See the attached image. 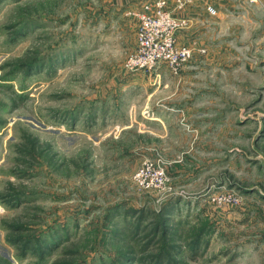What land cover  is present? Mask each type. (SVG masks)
Instances as JSON below:
<instances>
[{"label":"rangeland","instance_id":"374dc122","mask_svg":"<svg viewBox=\"0 0 264 264\" xmlns=\"http://www.w3.org/2000/svg\"><path fill=\"white\" fill-rule=\"evenodd\" d=\"M111 1H0V263L264 264V44L133 71L139 9ZM53 233L44 257L14 243Z\"/></svg>","mask_w":264,"mask_h":264},{"label":"crops","instance_id":"0c3cea01","mask_svg":"<svg viewBox=\"0 0 264 264\" xmlns=\"http://www.w3.org/2000/svg\"><path fill=\"white\" fill-rule=\"evenodd\" d=\"M144 1L148 0H115L110 3L116 10L130 12L140 9ZM170 1L174 3V0ZM209 6L217 12L211 13ZM179 15L190 20L188 29L179 33V41L195 47L194 59L187 72L189 75L200 67L196 64L202 58L208 60L217 54L223 59L227 55L235 58L247 53L249 48L259 50L258 46L264 44V0H192L187 10ZM201 48L207 52L202 53ZM187 107L195 109V101L188 102ZM176 202L173 199L166 204L175 207L178 206Z\"/></svg>","mask_w":264,"mask_h":264},{"label":"built area","instance_id":"2783aa9c","mask_svg":"<svg viewBox=\"0 0 264 264\" xmlns=\"http://www.w3.org/2000/svg\"><path fill=\"white\" fill-rule=\"evenodd\" d=\"M191 3L192 0H174L171 7L183 11ZM171 7L168 0H148L135 12L139 21L138 44L129 62L131 70L151 71L162 63L178 69L193 56L195 47L180 44L178 37L180 27L188 26L190 20L175 16ZM208 10L213 14L217 12L213 6ZM163 169L162 165L147 161L137 172L136 179L145 188L162 187L166 183Z\"/></svg>","mask_w":264,"mask_h":264},{"label":"trees","instance_id":"16d2710c","mask_svg":"<svg viewBox=\"0 0 264 264\" xmlns=\"http://www.w3.org/2000/svg\"><path fill=\"white\" fill-rule=\"evenodd\" d=\"M1 1V0H0ZM175 199V198H173ZM171 199V200H173ZM170 200V201H171ZM169 201V202H170ZM178 204V202H176ZM175 207H173L170 204H165V207H163V209L161 210L162 215H163V220L161 223H164V229L163 231H174L175 230V234L177 232V227L173 226L174 230H172V227L169 225V222L172 220V215H177L174 212ZM139 214V213H138ZM155 215H161L160 213H153ZM137 215V214H135ZM21 238V237H20ZM14 239V243L16 244V246H19V243L22 242L23 246H25L23 248V246H21L24 250V252H32L33 254H36L38 256H42L44 257L46 254H54L56 253L59 248H60V244L62 242V238L58 233H53L51 237L47 238V237H37L33 240L31 239H27L24 238L22 239ZM22 240V241H21ZM176 244L174 245H163L159 252L154 255L153 257H151V260L154 261V264H168V263H173L177 264L178 263V259H174V257H171L172 254H174V251H178L175 247ZM19 248V247H18ZM131 257H133V253L131 252H126V256L122 257L121 260L123 262L119 263V264H132L131 261ZM126 260V261H125ZM2 264V263H0ZM104 264V263H102ZM115 264V263H112Z\"/></svg>","mask_w":264,"mask_h":264}]
</instances>
